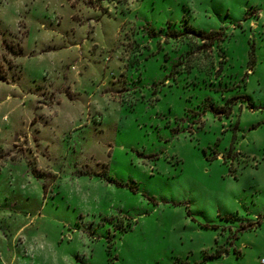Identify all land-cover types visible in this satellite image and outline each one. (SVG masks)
Listing matches in <instances>:
<instances>
[{
    "label": "rangeland",
    "instance_id": "obj_1",
    "mask_svg": "<svg viewBox=\"0 0 264 264\" xmlns=\"http://www.w3.org/2000/svg\"><path fill=\"white\" fill-rule=\"evenodd\" d=\"M0 129V264H262L264 0H0Z\"/></svg>",
    "mask_w": 264,
    "mask_h": 264
},
{
    "label": "crops",
    "instance_id": "obj_2",
    "mask_svg": "<svg viewBox=\"0 0 264 264\" xmlns=\"http://www.w3.org/2000/svg\"><path fill=\"white\" fill-rule=\"evenodd\" d=\"M61 117H63L62 118V120H65V119H68L69 118V116H68V112H64V113H62V116H58V118H56V121H54V119L52 120V123L50 124L51 125V127H48V129L49 130H54L55 131V129H56V127H57V124L60 122L59 121V118L61 119ZM21 119H23V120H21ZM21 119L19 120L20 121V125L22 124V122H23V129H24V127H25V132H27L28 130H29V128H30V120H31V118L30 119H28V117H27V115H26V113L24 114V115H22V117H21ZM27 119H28V121L29 122H27ZM25 122V123H24ZM41 124L39 125V129H40V132L38 133L39 135H40V137H41V140H42V143L43 144H45V145H49L48 144V142H46L44 139H43V135H42V132H43V130L42 129H44V128H46L45 127V120L42 118L41 119ZM62 122V121H61ZM79 120L77 119V120H75V121H73V122H69L68 123V126H66L64 129H65V131H64V135H65V138L67 137V135H68V133H69V131H73L75 128H78L79 126H80V124H79ZM38 124V123H37ZM62 128H63V126H62ZM18 130V128L17 129H14V130H9L8 131V138H7V140L8 141H10L13 137H14V135H15V133H16V131ZM24 132V133H25ZM3 133V130L1 131V129H0V134H2ZM7 141V142H8ZM66 141V140H65ZM66 143H67V141H66ZM70 143V142H69ZM67 145H69V144H67ZM49 151H50V149H49ZM17 177V179H19V181H17V183H19V184H22L24 181L26 182L27 180H26V177L24 178V177H22L21 175H20V173L18 172V175H16ZM34 178H37V180H35L34 179V182H35V186H36V191L37 192H39L40 191V193H41V190H42V197L45 199L46 198V194H45V187H44V181H42V183L39 181V180H41L40 178H38V177H35V176H33ZM8 178H9V176H8ZM11 183V182H10ZM29 185V184H28ZM17 259V258H16ZM15 259V260H16ZM15 260H14V262H15Z\"/></svg>",
    "mask_w": 264,
    "mask_h": 264
},
{
    "label": "built area",
    "instance_id": "obj_3",
    "mask_svg": "<svg viewBox=\"0 0 264 264\" xmlns=\"http://www.w3.org/2000/svg\"><path fill=\"white\" fill-rule=\"evenodd\" d=\"M261 263L264 264V259L261 260Z\"/></svg>",
    "mask_w": 264,
    "mask_h": 264
},
{
    "label": "trees",
    "instance_id": "obj_4",
    "mask_svg": "<svg viewBox=\"0 0 264 264\" xmlns=\"http://www.w3.org/2000/svg\"><path fill=\"white\" fill-rule=\"evenodd\" d=\"M200 36H201V35H200ZM201 38H203V36H202Z\"/></svg>",
    "mask_w": 264,
    "mask_h": 264
}]
</instances>
